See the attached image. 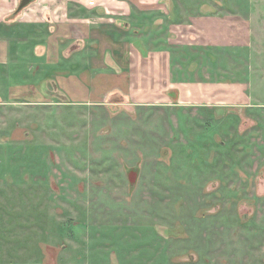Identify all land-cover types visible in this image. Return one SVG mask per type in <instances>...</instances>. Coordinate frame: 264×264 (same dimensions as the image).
Here are the masks:
<instances>
[{"label":"rangeland","instance_id":"obj_1","mask_svg":"<svg viewBox=\"0 0 264 264\" xmlns=\"http://www.w3.org/2000/svg\"><path fill=\"white\" fill-rule=\"evenodd\" d=\"M255 63L226 70L241 82L227 100L33 102V114L7 115L0 263L264 264V64Z\"/></svg>","mask_w":264,"mask_h":264},{"label":"crops","instance_id":"obj_2","mask_svg":"<svg viewBox=\"0 0 264 264\" xmlns=\"http://www.w3.org/2000/svg\"><path fill=\"white\" fill-rule=\"evenodd\" d=\"M20 2L0 0V130L33 102L227 100L228 68L264 64V0Z\"/></svg>","mask_w":264,"mask_h":264},{"label":"water","instance_id":"obj_3","mask_svg":"<svg viewBox=\"0 0 264 264\" xmlns=\"http://www.w3.org/2000/svg\"><path fill=\"white\" fill-rule=\"evenodd\" d=\"M30 0H21L20 4H19V8H22L23 6L27 5L29 3Z\"/></svg>","mask_w":264,"mask_h":264}]
</instances>
